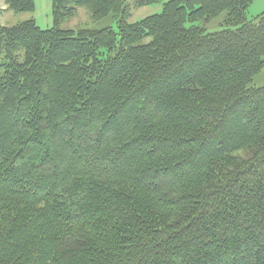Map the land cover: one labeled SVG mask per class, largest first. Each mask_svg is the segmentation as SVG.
<instances>
[{
    "label": "trees",
    "instance_id": "1",
    "mask_svg": "<svg viewBox=\"0 0 264 264\" xmlns=\"http://www.w3.org/2000/svg\"><path fill=\"white\" fill-rule=\"evenodd\" d=\"M254 1L0 0V264H264Z\"/></svg>",
    "mask_w": 264,
    "mask_h": 264
},
{
    "label": "rangeland",
    "instance_id": "2",
    "mask_svg": "<svg viewBox=\"0 0 264 264\" xmlns=\"http://www.w3.org/2000/svg\"><path fill=\"white\" fill-rule=\"evenodd\" d=\"M132 1L134 2L135 0ZM162 10V3L142 8H134L132 9V18L130 19V21H140L147 16L159 14L162 12ZM254 16L248 13V18L250 20L254 19ZM225 18L226 13H223L221 16H219V18L215 19L210 23L204 24L198 22L196 23V25H201L205 27L207 32H216L226 28V25L224 23ZM26 20H35L37 25L43 30L53 28L54 17L52 0H35V9L33 12L15 13L6 10L1 17V22L4 26H12ZM109 26H112L116 29L117 23L112 18H105L97 21L93 20L91 18L90 11L88 8L79 9L74 18L65 20V23H63L62 25L64 29L73 30H77L79 28L102 29ZM250 87H264V69L258 76L255 77Z\"/></svg>",
    "mask_w": 264,
    "mask_h": 264
},
{
    "label": "crops",
    "instance_id": "3",
    "mask_svg": "<svg viewBox=\"0 0 264 264\" xmlns=\"http://www.w3.org/2000/svg\"><path fill=\"white\" fill-rule=\"evenodd\" d=\"M248 13L253 16L256 15L254 18L264 13V0H255L250 6Z\"/></svg>",
    "mask_w": 264,
    "mask_h": 264
}]
</instances>
